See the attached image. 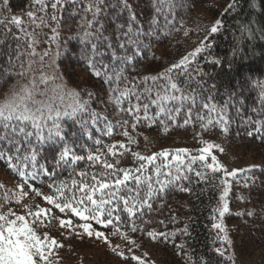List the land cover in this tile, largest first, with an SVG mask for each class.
I'll return each instance as SVG.
<instances>
[{
	"label": "snow or ice",
	"instance_id": "1",
	"mask_svg": "<svg viewBox=\"0 0 264 264\" xmlns=\"http://www.w3.org/2000/svg\"><path fill=\"white\" fill-rule=\"evenodd\" d=\"M32 2L34 10L28 11L25 19L10 13L8 0H0V46L6 49L0 54L7 57L8 67L19 69L14 73L0 72V80L6 81L13 74L30 77L27 84L17 80L0 99V162L16 178L10 188L0 183V264H61L58 250L64 245L50 234L57 226L66 231V238L103 242L123 262L149 264L146 253L136 254L143 239L175 243L177 236V231L166 230L165 220L154 219V214L165 207L174 192L191 193L193 184L211 182L214 177L209 172L225 176L219 197L222 203L213 209L224 217L229 211L225 197L230 186L226 177H236L241 170L229 172L219 163L212 154L218 145L202 140L206 146L199 149L198 155L186 148L151 154L137 150L143 136L139 130L153 125L164 133L197 125L199 135L217 128L229 133V106L240 114L243 101L229 93L228 99L217 103L205 87L203 78L209 73L198 60L231 66V61H222L213 54V41L209 39L225 29L224 20L218 18L206 27L204 38L177 62L155 74H144L137 65L152 51L153 41L168 38L173 32L190 35L183 23L176 26L177 0H150L151 15L144 22L138 19L132 0ZM239 6L240 0H230L225 11L237 12ZM252 6L256 7L254 3ZM66 8L70 15L81 17L80 59L86 70L106 86L108 95L103 101L95 90L68 88L59 71V21ZM49 21L56 27H51ZM256 24L251 19L237 21L239 36L233 33V55L242 51L239 46L254 39L257 31L264 39V26L258 29ZM46 27H51L53 35L41 41L40 32ZM41 43L47 46L40 49ZM152 59L159 58L153 54ZM53 66L52 72L44 71ZM245 86L258 94L260 106L253 112L264 115V79H244L241 87ZM99 103L105 105L104 111L93 107ZM107 107L112 109L111 118ZM68 121L79 125L92 145L70 137ZM245 124L247 136L264 137V119L249 117ZM93 128L101 137L118 134L124 139L104 144L93 136ZM143 140L146 145L148 137L143 136ZM197 163L199 168L194 167ZM30 194L39 197L45 206L26 205L24 200ZM13 204L19 206V212ZM171 220L178 222L174 215ZM153 224L165 230L153 228ZM213 228L223 234L217 239L230 247L222 222L214 223ZM179 231L190 236L187 225ZM109 237L123 244H114ZM176 247L188 255L186 244ZM215 253L229 264H236L237 258L228 248L217 247ZM186 264H195L191 256ZM200 264H207V260L201 259Z\"/></svg>",
	"mask_w": 264,
	"mask_h": 264
},
{
	"label": "trees",
	"instance_id": "2",
	"mask_svg": "<svg viewBox=\"0 0 264 264\" xmlns=\"http://www.w3.org/2000/svg\"><path fill=\"white\" fill-rule=\"evenodd\" d=\"M132 3L138 19L141 22L146 21L151 15L150 0H132ZM229 3L230 0H177L176 26L179 27L180 23H183L185 29L190 31V35L185 37L182 32H173L172 36L168 38L153 41L152 51L147 53L143 63L138 64L137 68L139 72L144 74H155L162 71L164 67L177 62L182 56L194 50L197 42L204 38L206 27H210L216 19L222 18L225 22V29L209 37L213 41L211 51L222 61H231V66L228 63L214 66L205 63L202 58H198L204 70L209 73L203 78L205 87L212 92L219 104L228 99L229 93H235L243 101L240 114H237L236 108L229 106L231 125L229 133L225 134L226 139L232 146L236 145L243 147L246 151L250 150L253 155L262 158L259 160L262 161L264 160V137L259 134L252 137L247 136L245 134V121L249 117L264 119V115L253 112V108L260 106L257 92L250 90L248 86L241 87V85L244 79H264V39H261V32L257 31L255 38L250 42L242 43L239 46L242 51L233 55L235 51L233 33L235 32L239 36L237 31L238 20L251 19L257 22L256 27L258 29L264 26V0H240L239 10L231 12V14L225 11ZM253 3L256 5L255 8L252 6ZM8 9L11 14L26 19V13L34 10V5L32 0H8ZM124 15L126 16L127 13ZM61 16L62 19L59 21L61 56L57 64L64 77V82L68 88L80 90L86 87L89 90H95L99 93L100 100H105L108 95L106 86L86 70L84 62L80 59V50L83 47L78 39L80 15H70L66 8ZM49 23L51 27H56L55 22L49 21ZM51 27L42 29L40 32L41 41L50 37L48 34L51 33ZM46 46V44L41 43L40 49ZM0 51H6V49L0 46ZM153 54L159 59L153 60ZM6 59L5 55L0 54V72L6 70L14 73L19 70L8 67ZM54 68L55 66L53 68L45 67L44 71L52 72ZM36 75L39 76V72ZM132 75H136V73H132ZM29 79L30 77L20 78L13 74L8 76L6 81L0 80V84L4 85V88L0 89V99H3L7 88L16 84L17 80L21 84H27ZM213 85L215 88L212 87ZM204 95L207 96L208 92H204ZM93 107L97 111L105 110L103 103L93 104ZM106 111L111 118V107H107ZM66 129L70 137L87 145H92V141L87 139L79 125L68 121L66 122ZM90 130L93 136L102 139L104 144L124 139L118 134H114L112 137H101L96 129ZM139 131L143 133V136L148 137V141L145 145L143 136H141L140 148L137 150L146 154L161 150L174 151L175 149L186 148L192 155H198L199 149L203 146L202 140L206 141L208 138L222 133L217 128L199 135L201 130L198 125L195 128L191 126L173 128L167 133H164L163 129L156 125L148 129L141 128ZM46 155H50V153H46ZM194 167L199 168V163ZM209 176L214 177V179L209 183L193 184L191 193L174 192L168 197L165 207L154 214V219H164L168 225L166 230L177 231V236L175 243L152 242L147 238H144L142 243L138 242L140 243L138 250L148 252L146 259L149 264H186L188 256H191L195 264H200L201 259L207 260V264H229L227 260L215 253V248L222 247L223 243L217 239L218 235L221 236L220 233L213 228L215 223L213 218L216 217V212L213 209L220 205L219 197L223 177L221 172H209ZM252 178L244 190L239 191L238 188H235L238 199L234 200L233 193L228 221L234 234L236 256L243 260H250L253 264H264V162L255 169ZM15 182L16 178L9 173L6 165L0 162V183H4L6 187L10 188ZM44 191L47 192V189L44 188ZM24 203L26 205L41 204L45 206L43 201L33 194L25 198ZM12 207L15 211H20L18 205L13 204ZM248 212L254 214L249 216L247 215ZM173 215L177 218V223L172 222L171 217ZM185 225L188 227L190 236H185L179 231ZM152 227L165 230L156 224H153ZM63 233L64 231H60L58 226L50 231V234L64 245V248L58 251L61 264H67L65 253L88 249V239L81 241L76 237L66 238ZM129 234L131 235V233ZM180 244H186L185 251L188 255L177 250L176 246Z\"/></svg>",
	"mask_w": 264,
	"mask_h": 264
},
{
	"label": "rangeland",
	"instance_id": "3",
	"mask_svg": "<svg viewBox=\"0 0 264 264\" xmlns=\"http://www.w3.org/2000/svg\"><path fill=\"white\" fill-rule=\"evenodd\" d=\"M53 35L51 32L48 36ZM209 143L214 145H218V148L212 149V154L217 157V160L220 164L224 166L229 172L233 170H241L236 177H226L229 184L228 195L225 197L229 211H230V201L233 199L232 195L234 193V200L238 199L237 191L235 188H238L239 191L244 190L249 185V180H252L255 169H257L264 160L259 161L260 157L257 155H253L250 150L246 151L243 147L240 146H232L228 143L226 139V135L224 133L216 134L213 137H210L206 140ZM206 145L203 144L202 147ZM222 148L223 152L219 149ZM259 158V159H258ZM210 161V160H209ZM251 168V172L244 171L246 169ZM222 173V172H221ZM222 179L225 178L222 173ZM224 185H221L220 195L223 194ZM33 200V198H31ZM222 202H220L221 204ZM229 211L225 213L224 217H220L218 212H216L215 223L222 222L223 226L227 230L228 238L231 241V246L228 247L226 244H222V248H228L229 253H234L236 256V248H235V240L232 229L230 228L229 219ZM60 231H64V237H66L67 233L65 230L60 229ZM219 232V230H217ZM222 236L223 234L220 233ZM114 244H122L121 240H117L115 238L109 237ZM88 249L85 248L82 251H71V253H65V258L67 264H134V262H123L119 260L114 253H111L108 245L103 244V242L95 241L94 239H88ZM148 252L144 250H138L136 252L137 255H144ZM146 258V257H145ZM236 264H253L250 260H243L236 256Z\"/></svg>",
	"mask_w": 264,
	"mask_h": 264
}]
</instances>
